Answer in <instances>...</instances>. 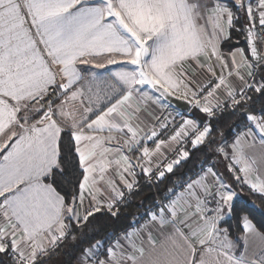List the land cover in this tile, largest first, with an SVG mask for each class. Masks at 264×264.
Instances as JSON below:
<instances>
[{
	"label": "snow or ice",
	"instance_id": "6c2138e0",
	"mask_svg": "<svg viewBox=\"0 0 264 264\" xmlns=\"http://www.w3.org/2000/svg\"><path fill=\"white\" fill-rule=\"evenodd\" d=\"M233 30L247 51H221ZM258 33L264 0H0V264H46L97 214L116 217L138 176L162 180L183 144L217 143L211 120L227 110L243 121L214 149L231 182L208 167L139 228L92 235L76 264H264L249 215L234 237L222 226L244 186L264 196ZM173 97L205 121L150 110Z\"/></svg>",
	"mask_w": 264,
	"mask_h": 264
},
{
	"label": "trees",
	"instance_id": "16d2710c",
	"mask_svg": "<svg viewBox=\"0 0 264 264\" xmlns=\"http://www.w3.org/2000/svg\"><path fill=\"white\" fill-rule=\"evenodd\" d=\"M241 24H243V20L237 24V27L239 28ZM243 35L242 32L233 30L231 39L223 43V48L228 50L237 45L246 48ZM253 98L256 99L255 96ZM184 114L188 118L199 122L206 119V114L195 107ZM211 123L213 126L211 139H214L217 143L212 144L211 147L200 146L196 149H193L190 143H186L184 150L189 151V157L182 159L179 165H175L171 173L165 172V177L162 180L148 183L142 175L137 177L139 181L138 189L128 195L122 204L118 205L119 210L116 217L108 214H97L88 228L84 230L88 234L87 236L77 233L75 241L66 240L57 253L46 261V264H76V258L92 235L103 236L111 232L119 233L130 230L134 221L149 210L157 198L164 197L170 192L169 190L178 185L177 183L183 182L196 174L199 165H204L215 159L217 153L214 152V149L220 143L219 139H232L237 132L243 130L241 117L234 115L231 110H227L223 115L212 119ZM230 178L232 180L231 175ZM252 202H255L258 208L252 209ZM242 205L246 206L242 209ZM242 210L244 214L249 215L258 228L264 230V196L253 193L247 186H244L240 198L236 201V210L233 216L228 218L227 222L222 225L229 229L233 237L241 231L240 215Z\"/></svg>",
	"mask_w": 264,
	"mask_h": 264
},
{
	"label": "crops",
	"instance_id": "0c3cea01",
	"mask_svg": "<svg viewBox=\"0 0 264 264\" xmlns=\"http://www.w3.org/2000/svg\"><path fill=\"white\" fill-rule=\"evenodd\" d=\"M225 42V41H224ZM221 43L220 47H221V51L222 52H228L230 51L231 49H225L223 48V43ZM240 47H244V46H240ZM246 49V48H245ZM263 50V49H262ZM113 68H115L116 66H112ZM98 71H107V69H102V70H98ZM218 71V69H217ZM149 108L151 111H154L157 115H161L162 118L163 117H168L169 114H171V117L170 118H173L174 116H176L177 112H179L180 114L181 113H185V112H182V111H179V109L175 108L172 104H171V107L169 108H161L159 107L158 105H154V104H150L149 105ZM192 108V107H191ZM191 110V109H190ZM185 115V114H184ZM186 116V115H185ZM186 119H190L186 116ZM235 138V136L232 138V139H219L220 143L221 142H227L228 144H230L233 139ZM179 146V145H177ZM170 155V154H169ZM168 155V156H169ZM168 158V157H167ZM215 159L212 161V162H209V163H206L205 165H203V167L201 169H199V172L197 173V177L195 179L198 178V176L202 175L203 172L208 168V167H213L214 168V171H216L218 174H223V176L229 180V182H231V178H230V174L228 173L227 171V165L230 163V161L228 160H225L223 158L222 155H220L219 153H217V156L214 157ZM198 171V170H197ZM139 177V176H138ZM117 184L120 183V181L117 179ZM131 230V229H130Z\"/></svg>",
	"mask_w": 264,
	"mask_h": 264
},
{
	"label": "built area",
	"instance_id": "2783aa9c",
	"mask_svg": "<svg viewBox=\"0 0 264 264\" xmlns=\"http://www.w3.org/2000/svg\"><path fill=\"white\" fill-rule=\"evenodd\" d=\"M258 35L261 37L260 40H259V42H258V45H259V47H261V49L264 50V33H258ZM181 117H183L184 119H186V116H185L183 113H181L180 115H176V116H174V117L172 118V119H174V121H175V123H176L177 126H178L180 123L183 122L182 119H181ZM169 134H171V133H169ZM185 145H186V143L182 145L184 149H185V147H184ZM177 147L179 148V147H181V145H179V146H177ZM175 156H176V153H172V154H170V155L168 156V158H167V161L172 160L173 158H175ZM167 161H165V163H166ZM202 167H203V165H199V166H198V169H197L198 172H199V169H201ZM161 168L163 169V165H161ZM198 172H197V173H198ZM197 173L194 174L193 176H191L190 178H188L187 180H185V181H183V182H180V183H177L178 185H177L174 189H172L171 192H168L166 195H164V197H159V198H157V200H156V202L154 203V205H153L151 208H149V209L155 210V206H156L157 202L166 203V202H167V198L170 197V196H172L173 193H178V192L184 191L185 189H184L183 186L186 185L189 181H191V180H195V178L197 177ZM128 195H129V194H128L127 192H125V200L127 199L126 197H128ZM125 200H124V201H125ZM118 205H120V204H118ZM118 205H117V207H118ZM148 211H149V210H147V211H146L145 213H143V214H142V215H141L136 221H134V223H133L131 229H133V228H139L140 225L144 223V220L147 218V217H146V213H147Z\"/></svg>",
	"mask_w": 264,
	"mask_h": 264
},
{
	"label": "water",
	"instance_id": "95a60500",
	"mask_svg": "<svg viewBox=\"0 0 264 264\" xmlns=\"http://www.w3.org/2000/svg\"><path fill=\"white\" fill-rule=\"evenodd\" d=\"M244 36V35H243ZM244 42H245V40H244ZM259 46V45H258ZM247 48V47H246ZM171 104L175 107V108H177V109H179V111H182V112H185V113H187V112H189L190 111V109H191V105H189L188 103H187V101H184V100H177L176 98H171Z\"/></svg>",
	"mask_w": 264,
	"mask_h": 264
},
{
	"label": "rangeland",
	"instance_id": "374dc122",
	"mask_svg": "<svg viewBox=\"0 0 264 264\" xmlns=\"http://www.w3.org/2000/svg\"><path fill=\"white\" fill-rule=\"evenodd\" d=\"M110 67H112V66H110ZM113 68V67H112ZM205 165V164H204Z\"/></svg>",
	"mask_w": 264,
	"mask_h": 264
}]
</instances>
